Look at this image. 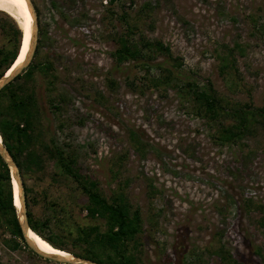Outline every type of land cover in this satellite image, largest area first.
<instances>
[{
    "label": "rangeland",
    "instance_id": "obj_1",
    "mask_svg": "<svg viewBox=\"0 0 264 264\" xmlns=\"http://www.w3.org/2000/svg\"><path fill=\"white\" fill-rule=\"evenodd\" d=\"M32 1L45 36L39 59L55 68L52 94L66 97L55 112L37 74L46 139L72 153L106 198L123 187L140 209L141 264H264V130L221 144L215 134L230 118L198 115L189 91L211 86L232 104L264 105V0ZM127 29L134 40L162 42L178 61L153 47L142 61L116 63ZM228 48L231 74L221 70ZM157 63L176 80L153 83ZM38 175L24 178L37 216L94 223L86 196L53 161ZM7 238L0 230V264H64L13 250Z\"/></svg>",
    "mask_w": 264,
    "mask_h": 264
},
{
    "label": "trees",
    "instance_id": "obj_2",
    "mask_svg": "<svg viewBox=\"0 0 264 264\" xmlns=\"http://www.w3.org/2000/svg\"><path fill=\"white\" fill-rule=\"evenodd\" d=\"M132 34L133 31L127 29L125 34L119 36V46L112 53L116 63L142 61L148 53L146 49L153 47L170 60L178 61V58H172L169 47L162 42L149 41L143 37L134 40ZM22 39L24 40V33L18 22L0 10V78L17 62L21 41L23 45ZM44 40L41 29L28 64L0 90V136L22 176L28 225L50 245L75 257L99 264H141L139 237L143 232V221L140 209L131 206L123 187L106 198L95 180L81 174L77 168V159L72 153L66 152L53 138L46 139L43 109L36 85L37 74L47 81L46 101L55 112L61 111L66 97L63 93L55 96L52 94L56 89L57 75L50 60L39 59ZM235 47L242 51L239 45ZM234 60V50L228 48L225 58H222L221 70L231 74ZM175 65L177 67L180 64ZM155 66L159 77L152 80L153 83L170 84L176 80L171 68L162 63ZM189 91L198 115L218 123L220 116L230 118L231 122L221 123L215 134L221 144L239 143L258 130H264V105L232 104L217 96L211 86L208 89L195 88ZM49 161H53L63 175L71 178L86 196L87 203L83 206L85 217L94 223L78 225L52 216L42 218L32 211L35 194L26 184L25 175L36 174L38 178V173L45 169ZM12 184L10 169L0 157V230L9 236L5 243L16 250L21 246H28L22 236ZM250 203L249 201L247 205ZM99 219L104 221V229L96 223ZM53 227L59 229V232L54 231ZM221 257L230 261L224 255Z\"/></svg>",
    "mask_w": 264,
    "mask_h": 264
},
{
    "label": "water",
    "instance_id": "obj_3",
    "mask_svg": "<svg viewBox=\"0 0 264 264\" xmlns=\"http://www.w3.org/2000/svg\"><path fill=\"white\" fill-rule=\"evenodd\" d=\"M28 6L31 10L32 16H33V24H32V33H33V38L31 41V45L29 48V52L26 54L24 60L16 67L14 70H12L8 75L4 74L0 78V90L9 83L12 78L16 74H18L29 62L31 55L33 53V50L36 45V40H37V30H38V22H37V12L35 9V6L33 4L32 0H27ZM23 40V39H22ZM21 46H22V41H21ZM21 46L19 49V53L21 51ZM18 53V55H19ZM0 157L3 159V161L7 164L8 168L10 169L11 177L14 178L17 182L18 185V190L20 194V207L18 208V213H19V220H20V225H21V230H22V236L23 239L28 246L35 254L38 256L49 259L55 262H61L64 264H99L95 261L89 260V259H84V258H79L73 256V259L69 260L65 257L59 256V255H54V254H47L43 253L40 250H38L35 245L32 243V241L28 238L27 233L28 230H31L28 221H27V209L26 205L24 202V191H23V184H22V176L19 170L18 165L16 164L15 160L12 158V156L9 154L7 149L2 143V139L0 140Z\"/></svg>",
    "mask_w": 264,
    "mask_h": 264
},
{
    "label": "bare ground",
    "instance_id": "obj_4",
    "mask_svg": "<svg viewBox=\"0 0 264 264\" xmlns=\"http://www.w3.org/2000/svg\"><path fill=\"white\" fill-rule=\"evenodd\" d=\"M0 10L4 11L5 13L13 17L18 22L24 33L23 45L21 48L19 58L15 63V65L6 73V75H8L12 70H14V68H16L24 60L26 54L29 52V48L33 38V33H32L33 16L28 6L27 0H0ZM26 36H27V41L25 40ZM0 140H1V136H0ZM13 187H14V195H15V205L19 208L20 194H19L17 182L14 178H13ZM27 236L35 245V247L41 252L47 254L59 255L69 260L73 259L72 254L66 253L64 251H61L53 247L44 239H42L40 236H38L36 233H34L32 230H28Z\"/></svg>",
    "mask_w": 264,
    "mask_h": 264
},
{
    "label": "snow or ice",
    "instance_id": "obj_5",
    "mask_svg": "<svg viewBox=\"0 0 264 264\" xmlns=\"http://www.w3.org/2000/svg\"><path fill=\"white\" fill-rule=\"evenodd\" d=\"M25 40L27 41V36L25 37Z\"/></svg>",
    "mask_w": 264,
    "mask_h": 264
}]
</instances>
